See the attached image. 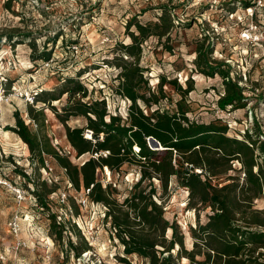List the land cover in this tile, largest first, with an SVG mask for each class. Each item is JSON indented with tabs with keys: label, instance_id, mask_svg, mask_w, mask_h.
<instances>
[{
	"label": "rangeland",
	"instance_id": "374dc122",
	"mask_svg": "<svg viewBox=\"0 0 264 264\" xmlns=\"http://www.w3.org/2000/svg\"><path fill=\"white\" fill-rule=\"evenodd\" d=\"M259 2L262 6L255 8ZM163 13L173 26L160 42L155 36L146 40L140 59L153 89L161 75L183 87L192 81L195 88L184 101L192 120L227 125L228 135L239 139L250 131L264 145V0H0V264H128L119 260L122 256L131 264H145L140 255L123 253L105 216L106 207L93 202L86 189L77 190L51 155L44 154L52 170L41 165L9 127L15 126L14 114L19 111L34 133L48 137L57 151L81 165L89 155L76 157L66 125L51 107L64 113L69 98L64 91L74 86L67 80L70 77L88 88L86 101L105 98L109 112L125 117L130 101L116 92L119 70L110 61L123 55L121 45L131 42L130 19L155 23ZM131 30L137 31L136 26ZM208 46L214 47L209 55L214 65L220 64L244 87V106L224 111L218 106L224 92L222 77L208 76L195 64L197 49ZM45 50L52 51L49 61L40 58ZM164 89L167 97L160 106L175 109L180 93L169 83ZM36 93L40 98L34 101ZM31 105L45 108L41 127L28 115ZM67 125L84 126L86 120L74 115ZM257 145L256 158L262 164V147ZM233 167L240 169V163L235 161ZM125 170L124 174H112L106 167L97 170L98 179L117 190L118 201L132 191L139 177L137 165H127ZM230 174L239 175L244 183L243 170ZM226 179L227 175L220 180ZM150 181L157 187L155 200L164 206L166 218L176 221L191 249L192 229L199 219L207 221L211 208L201 209L197 217L190 190L176 177L166 191L157 178L145 180L142 186L149 188ZM13 186L25 191L24 200L19 201ZM254 207L263 209L264 200L254 199ZM15 216L18 234L10 224ZM58 221L65 226L59 227ZM70 239L81 249L80 256ZM85 240L89 251L82 250ZM180 264L190 262L183 257Z\"/></svg>",
	"mask_w": 264,
	"mask_h": 264
},
{
	"label": "trees",
	"instance_id": "16d2710c",
	"mask_svg": "<svg viewBox=\"0 0 264 264\" xmlns=\"http://www.w3.org/2000/svg\"><path fill=\"white\" fill-rule=\"evenodd\" d=\"M159 20L143 24L135 17L130 19L127 32L131 42L121 45L123 55L110 61L119 70L115 77L118 81L116 92L130 101L125 117L109 112L105 98L86 101L88 88L70 77L67 80L74 86L64 91L69 94L64 113L51 107L66 125V136L76 157L89 155L81 165L57 151L48 137L41 138L38 132L34 133L19 111L14 114L15 126L9 130L27 143L41 165L46 164L44 154L51 155L65 169L77 190L86 189L93 202L106 207L105 216L110 219L125 255L136 253L145 259V264H180L183 257L190 264H264V208L254 207V199L264 200V161L261 164L256 158L257 144H261L263 157L264 145L260 137H254L250 131L239 139L228 135L227 125L192 120L184 103L195 88L192 81H187V87H183L176 79L168 80L161 75L153 89L140 59L144 42L153 36L160 42L173 26L165 13ZM132 25L137 31L131 30ZM55 40L56 37L53 42ZM213 49L212 46L197 49L195 64L208 76L219 74L222 77L224 92L217 102L221 110L244 106V87L220 64L214 65L216 61L209 59ZM51 55V50H45L40 58L49 61ZM167 83L181 95L175 109L160 106L167 97L164 89ZM2 85L0 81V88ZM39 95L35 94L34 101L40 98ZM28 115L38 126L44 125L45 108L35 109L31 105ZM74 115L84 117L86 125H67ZM150 137L158 140L163 149H152ZM235 161L240 163V169L233 167ZM132 164L140 169L138 180L132 191L118 201L114 196L117 190L111 183L104 185L97 177V170L106 167L112 174H124L125 167ZM235 170H243L242 185L239 175L230 174ZM226 175V180H220ZM172 177L190 190L191 205L197 217H200L201 209L211 208L207 221L202 223L199 219L192 229L194 241L191 249L186 247L185 236L176 221L167 219L164 206L155 200L156 185L150 181L149 188L142 186L145 180L157 178L166 191ZM58 226L65 225L58 221ZM69 243L80 256L81 249L74 247L71 239ZM90 249L85 240L82 250ZM197 255L202 258L198 259ZM119 260L131 264L126 256L119 257Z\"/></svg>",
	"mask_w": 264,
	"mask_h": 264
},
{
	"label": "built area",
	"instance_id": "2783aa9c",
	"mask_svg": "<svg viewBox=\"0 0 264 264\" xmlns=\"http://www.w3.org/2000/svg\"><path fill=\"white\" fill-rule=\"evenodd\" d=\"M260 5L262 6L261 2H259L258 4L256 3L255 4V8H258ZM250 9L252 10L251 7H248V10H250ZM249 14L253 16L254 15V11L252 10V12H250ZM33 99H34V97H33ZM222 111H224V110H222ZM46 165L49 168V170L51 171L52 168L49 166V162L47 160H46ZM13 190H14V192L16 194V197L19 199V201H22V200L25 199V197H26L25 196V191H23L21 187L13 186ZM87 193H88V191H87ZM10 224L13 226V230L15 231V233L18 234V232L20 230V223H19V220H18V216H15L13 218V221Z\"/></svg>",
	"mask_w": 264,
	"mask_h": 264
},
{
	"label": "water",
	"instance_id": "95a60500",
	"mask_svg": "<svg viewBox=\"0 0 264 264\" xmlns=\"http://www.w3.org/2000/svg\"><path fill=\"white\" fill-rule=\"evenodd\" d=\"M149 145H150V147H151L152 149H163V148L161 147V144L159 143V141L156 140V139L153 138V137H150V138H149Z\"/></svg>",
	"mask_w": 264,
	"mask_h": 264
}]
</instances>
